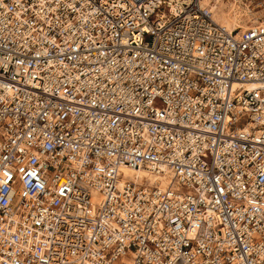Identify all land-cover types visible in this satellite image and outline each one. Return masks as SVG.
<instances>
[{
  "label": "built area",
  "instance_id": "built-area-1",
  "mask_svg": "<svg viewBox=\"0 0 264 264\" xmlns=\"http://www.w3.org/2000/svg\"><path fill=\"white\" fill-rule=\"evenodd\" d=\"M217 3L0 0V264H264V16Z\"/></svg>",
  "mask_w": 264,
  "mask_h": 264
},
{
  "label": "rangeland",
  "instance_id": "rangeland-1",
  "mask_svg": "<svg viewBox=\"0 0 264 264\" xmlns=\"http://www.w3.org/2000/svg\"><path fill=\"white\" fill-rule=\"evenodd\" d=\"M221 8L222 11H227V14L229 13L230 17H232L229 24L239 23L240 25L248 26L254 22L256 18L264 16V0H243L236 5L224 2L223 5L220 6L219 16L226 21V18H224L225 16L223 17Z\"/></svg>",
  "mask_w": 264,
  "mask_h": 264
},
{
  "label": "bare ground",
  "instance_id": "bare-ground-1",
  "mask_svg": "<svg viewBox=\"0 0 264 264\" xmlns=\"http://www.w3.org/2000/svg\"><path fill=\"white\" fill-rule=\"evenodd\" d=\"M218 3L216 5V11H215V14L217 16V19L220 20L223 24H225L226 26H228L229 28H235L236 24H229V21H231L232 17H230V14L228 13L227 14V11H222V8H221V11H222V14H223V17L226 18V21L223 20L220 16H219V12H220V6L223 5V3L219 0H217ZM236 5V4H235ZM249 12V11H248ZM227 16V17H226ZM238 27V26H237ZM243 29L247 27V25H242L241 26ZM124 171L126 172V174H129L131 176H137L138 178H142V177H148V179H150V182H154L156 179L160 178V177H157L153 174H151L148 170H146L145 168H139V169H128V168H125ZM167 181L162 178V184H166Z\"/></svg>",
  "mask_w": 264,
  "mask_h": 264
}]
</instances>
